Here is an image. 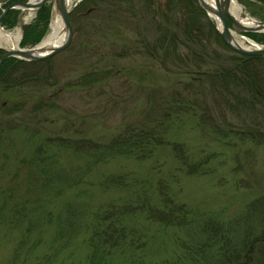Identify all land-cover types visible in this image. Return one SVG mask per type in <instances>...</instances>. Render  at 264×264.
I'll use <instances>...</instances> for the list:
<instances>
[{
    "label": "rangeland",
    "instance_id": "rangeland-1",
    "mask_svg": "<svg viewBox=\"0 0 264 264\" xmlns=\"http://www.w3.org/2000/svg\"><path fill=\"white\" fill-rule=\"evenodd\" d=\"M10 1L0 0V16ZM94 1L72 5L74 37L65 51L15 75L19 80L40 73L45 84L0 88V264H88V227L95 213L125 206L124 222L136 229L139 248L116 250L109 264H161L181 257L203 264L195 252L187 257L206 239L203 227L236 235L252 220L251 207L264 198V140L231 132L224 123L237 120L230 116L227 122L218 119L219 128L202 121L193 93L183 90L190 77L180 75V64L164 66L140 44L134 8L125 1ZM236 2L248 19L264 22L260 5ZM158 3L166 9L165 0ZM14 11L16 24L0 27L19 30L23 39L37 13ZM230 28L246 47L264 46ZM213 48L224 50L219 43ZM157 125L165 142L143 160L125 155L93 165L91 158L59 145L106 144L125 131ZM43 163L50 175L42 173ZM116 176L126 186L107 182ZM162 200L183 206L188 224L163 226L138 210L143 204L158 207Z\"/></svg>",
    "mask_w": 264,
    "mask_h": 264
},
{
    "label": "trees",
    "instance_id": "trees-1",
    "mask_svg": "<svg viewBox=\"0 0 264 264\" xmlns=\"http://www.w3.org/2000/svg\"><path fill=\"white\" fill-rule=\"evenodd\" d=\"M26 1L11 0L10 3ZM87 1L95 3L94 0ZM100 1L102 0L96 2ZM118 1L127 2V5L134 8L133 12L138 13L134 16L136 31L140 44L147 49L148 54L160 60L164 66L166 63L180 64V75L190 77L188 83H183V90L193 93L195 106L202 110V121L219 128L218 119L230 116L237 120V124H232L224 119L227 122L224 125L231 128V132L242 134L249 140H264V58L241 56L232 52L220 38L215 22L207 17L197 0H165V10L158 0ZM252 1L264 9V1ZM47 4L37 12L36 22L25 28L22 47H34L45 36L52 16V5ZM16 14V11H10L2 24L13 27L16 24ZM205 19L206 23L203 22ZM229 25L231 26L230 22ZM245 35L264 45V34ZM217 43L224 50L213 48ZM3 55L4 52L0 50V59ZM45 63L47 61L31 63L17 59L7 60L0 69V88L12 89L30 82L45 84L46 77L40 76V73H26L27 76L19 80L15 78V75L24 71L22 68L42 66ZM164 142L165 131L162 126L157 125L151 130L142 127L125 131L106 144L82 140L59 145L62 149L91 158L95 165L125 155L143 160L153 155ZM173 150L175 153L179 152L174 145ZM42 166L44 174L45 163ZM184 166H189L187 161ZM46 175L50 174L46 172ZM52 176L58 178L57 182L62 179L55 174ZM48 179L49 177L44 178L43 184ZM107 182L126 186L119 176L112 177ZM43 193L49 196L45 190ZM147 206L143 204L138 210L147 213L149 219L163 226L184 227L189 222L185 208L170 200H162L158 207L151 204ZM253 206L250 209L252 220H247L246 225L236 235L224 229L220 231V228L204 226L202 233L206 239L188 251L187 257L192 251L195 252L194 255L203 257V264H264V198ZM124 208L114 210V207H110L106 211L95 213L94 223L88 227V232H91L88 247L91 256L88 264H109L116 250L139 248L135 245L136 229L124 222V216H127ZM73 224V221L70 222V226ZM216 247L218 250L210 257L208 255L207 261V253ZM193 261L199 264V260ZM193 261L191 264H194ZM161 264H188V261L181 257Z\"/></svg>",
    "mask_w": 264,
    "mask_h": 264
},
{
    "label": "water",
    "instance_id": "water-1",
    "mask_svg": "<svg viewBox=\"0 0 264 264\" xmlns=\"http://www.w3.org/2000/svg\"><path fill=\"white\" fill-rule=\"evenodd\" d=\"M213 2L210 4V2ZM197 0L199 6L207 15L216 22L217 31L224 44L235 54L248 57H260L264 58V46L251 48L241 46L234 36V32L229 26V22L232 26L239 29L242 33L248 34H264V22L253 21V25H246L232 16V4L234 0ZM48 0H30L27 3H13L8 6L0 16V24L6 18L7 14L12 10H20L21 12H38L42 9ZM72 6L69 5L68 0H53V14H56L61 19L64 31L66 33V39L64 43L56 48L49 49L47 51L39 50V45L25 49L19 47L15 50H6L0 48L4 52V55L0 59V69L3 64L9 59H17L24 62L39 63L46 61L55 55L65 51L72 43L74 33L70 20V13ZM0 29H2L0 27ZM3 30V29H2ZM246 39L245 37H242ZM22 39V37H21ZM250 42V41H248Z\"/></svg>",
    "mask_w": 264,
    "mask_h": 264
},
{
    "label": "bare ground",
    "instance_id": "bare-ground-1",
    "mask_svg": "<svg viewBox=\"0 0 264 264\" xmlns=\"http://www.w3.org/2000/svg\"><path fill=\"white\" fill-rule=\"evenodd\" d=\"M78 0H68V3L70 6L77 3ZM213 2L211 1L210 4ZM232 16L239 20L240 22L246 24V25H253V21L248 19L246 17L245 12L243 8L236 2V0L233 1L232 4V10H231ZM234 36L237 38L236 34L234 33ZM66 39V33L64 31V26L59 18L58 15L52 20L50 24V33L48 36L43 40L42 44L38 48L40 51H47L49 49L56 48L64 43ZM245 42H248L250 40L244 39ZM21 42V33L19 30L16 32H6L2 29H0V48L6 49V50H15L20 47ZM239 44L241 46H245L242 40H238Z\"/></svg>",
    "mask_w": 264,
    "mask_h": 264
}]
</instances>
